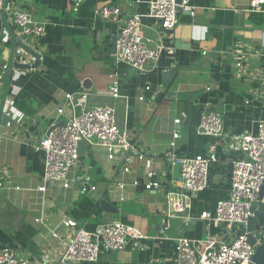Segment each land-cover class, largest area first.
Returning a JSON list of instances; mask_svg holds the SVG:
<instances>
[{"label": "crops", "instance_id": "obj_1", "mask_svg": "<svg viewBox=\"0 0 264 264\" xmlns=\"http://www.w3.org/2000/svg\"><path fill=\"white\" fill-rule=\"evenodd\" d=\"M187 1L194 14L180 11L172 29H163L155 20L143 21L147 45L154 48L159 37L174 53L161 54L141 75L117 64L113 54L119 26L132 14L144 12L146 0H9L6 11L21 6L35 21L50 24L43 39L19 38L8 17L11 31L0 17V67L7 66L13 39V61L35 63L21 45L40 58L37 67L11 71L7 96L0 85V111L11 122L10 128L0 126V133H5L0 164L8 176L0 187L1 246L32 264L45 254L50 264H56L62 246L52 240L50 231L68 236L71 231L62 226L65 218L86 230L98 223L121 222L139 229L145 239L129 241L119 252L102 253L95 263L79 264H175L174 239L197 240L202 249L208 239L230 242L239 232L234 227H208L199 215L213 212L217 201L229 194L231 164L243 157L229 148L233 139L253 131L256 121L264 118V14L249 12L250 0ZM103 6L120 9L118 23L94 16V10ZM236 43L251 46L255 55L238 59L225 53ZM239 60L241 68L235 66ZM166 70L177 71L168 88L161 76ZM4 74L0 69V76ZM114 80L119 83V98L109 90ZM80 92L87 94L88 106L114 109L118 125L127 128L144 158L131 157L125 163L117 156L109 161L103 148L82 142L78 166L70 177H89L96 190L80 194L75 182L68 189L49 185L40 193L43 160L33 144L52 124L70 118L67 98ZM60 108L62 114L57 113ZM206 112L222 114L217 161L209 168L205 191L191 196L189 218L169 216L166 192L176 188L179 175L170 153L194 157L207 152L214 140L196 134L197 118ZM176 119L180 124L175 126ZM174 128L179 138L171 149ZM150 173L161 184L156 192L141 186ZM102 202L109 204L110 212ZM39 219L46 227L36 222Z\"/></svg>", "mask_w": 264, "mask_h": 264}, {"label": "built area", "instance_id": "obj_2", "mask_svg": "<svg viewBox=\"0 0 264 264\" xmlns=\"http://www.w3.org/2000/svg\"><path fill=\"white\" fill-rule=\"evenodd\" d=\"M4 2L5 0H0V17ZM263 5L264 0H250L248 11L264 14ZM194 9L188 5L187 0H146V10L132 14L118 28L116 50L113 54L115 62L144 75L147 73V65L156 62L161 54L173 56L174 48L165 44L159 37L154 48L147 45V39L141 32L143 21L155 20L163 29L169 30L177 24L180 11L189 12L192 16ZM74 11H77V7ZM93 14L96 18L118 23L121 12L118 7L103 6L94 10ZM5 15L17 37L35 39L46 37L50 23L35 21L21 6L9 11L5 10ZM225 53L237 56L238 59L255 55L251 46L247 47L242 43L234 44ZM235 66L241 68L242 61L236 62ZM5 69L6 66L2 68L4 71ZM109 90L113 98H119L117 80L113 81ZM145 90L151 89L146 86ZM87 97V94L81 92L68 96L70 118L62 125L52 124L50 126L52 130L33 144L34 151L41 154L43 160L42 184L37 189L38 192L44 193L49 185L68 189L75 182L79 185L80 194L96 190L89 177L82 176L76 179L70 177V172L78 166L79 146L82 142L92 147L103 148L109 161L117 156L124 158L125 163L131 157L138 160L144 158L141 149L131 139L127 128L118 125L114 109L110 106L90 107L87 105ZM138 99L142 101L144 98L141 96ZM57 113L62 114L63 109H58ZM179 124L180 119L173 121V125ZM10 127L11 122L8 121L4 128ZM171 134L170 148L173 149L179 138V131L174 128ZM196 134L207 136L214 142L209 145L205 154L194 157H180L170 153L179 175L176 188L166 192V213L169 216L189 218L192 210L191 196L205 191L209 168L217 161V141L223 135L222 114L219 112L201 114ZM4 136L5 133L1 132L0 144ZM229 148L243 155L241 159H236L231 164L229 194L226 198L217 201L213 212L199 215V220L205 222L208 227H234L239 229V232L230 242L208 239L202 249L198 248L197 240L185 237L174 239L175 264H248L249 258L255 254L253 249L261 245L264 239V231L260 230L258 233L260 237L257 238L255 245H251L246 231L249 220L254 215V207L264 182V118L256 121L253 131L235 137ZM123 172H128L127 166L123 168ZM155 177L154 173L148 174L149 181L141 184L144 190L156 192L161 189V184L155 180ZM7 179L8 176L0 164V187L7 182ZM133 185L138 187L140 183L134 181ZM36 222L43 224L41 219ZM62 226L71 231L65 238L60 237L55 230L50 231L52 240L62 246L56 264L95 263L102 253L119 252L129 241L145 239V235L139 229L121 222L98 223L92 230H86L74 219L65 218ZM50 262L49 256L45 254L38 264H50ZM0 264L32 263L30 260L18 257L12 248L0 245Z\"/></svg>", "mask_w": 264, "mask_h": 264}, {"label": "water", "instance_id": "obj_3", "mask_svg": "<svg viewBox=\"0 0 264 264\" xmlns=\"http://www.w3.org/2000/svg\"><path fill=\"white\" fill-rule=\"evenodd\" d=\"M9 0H5L3 10L1 12V19L4 22V25L10 30L9 25L7 24L6 21V15H5V10L7 8ZM11 31V30H10ZM13 45H14V39L12 40V50H11V55L10 58L7 62V66L5 69V74L4 76H0V85L4 84V93L5 96H7V93L9 91V86H10V80H11V71L13 69L15 70H24V69H31V67H37L39 65V55L31 50H28L27 48H24V46L21 45V49L26 52L30 57L35 59V63L30 66L28 63L24 62H16L13 61V55H14V50H13ZM2 69V66L0 67ZM177 74L176 70H166L162 72V81L164 83L165 87L170 86V82L173 79V77ZM159 97V95H158ZM2 113V111H0ZM201 114H199V117L197 118V122L199 123ZM9 121V116L7 115H2L0 116V126L3 127L5 124ZM63 124V123H62ZM61 124V125H62ZM52 129L50 128L47 133H49ZM104 205V206H103ZM103 209L106 212H110V206L109 204L102 202ZM256 208L254 210V215L253 217L249 220V223L247 225L246 231L248 232V241L251 245H255L257 238H259V231L263 230L264 231V182L261 187V191L258 196V200L256 203ZM255 254L252 255L249 258L248 264H264V239L262 240L261 245L257 246L255 249H253Z\"/></svg>", "mask_w": 264, "mask_h": 264}, {"label": "trees", "instance_id": "obj_4", "mask_svg": "<svg viewBox=\"0 0 264 264\" xmlns=\"http://www.w3.org/2000/svg\"><path fill=\"white\" fill-rule=\"evenodd\" d=\"M263 15H261V18H264V17H262ZM1 27H2V22H1V20H0V29H1Z\"/></svg>", "mask_w": 264, "mask_h": 264}, {"label": "rangeland", "instance_id": "obj_5", "mask_svg": "<svg viewBox=\"0 0 264 264\" xmlns=\"http://www.w3.org/2000/svg\"><path fill=\"white\" fill-rule=\"evenodd\" d=\"M256 206L254 207V210H255Z\"/></svg>", "mask_w": 264, "mask_h": 264}]
</instances>
